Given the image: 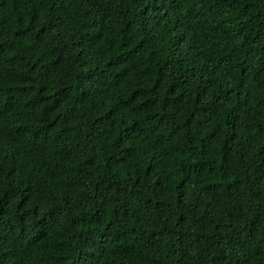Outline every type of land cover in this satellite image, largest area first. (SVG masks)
Listing matches in <instances>:
<instances>
[{
  "label": "trees",
  "instance_id": "trees-1",
  "mask_svg": "<svg viewBox=\"0 0 264 264\" xmlns=\"http://www.w3.org/2000/svg\"><path fill=\"white\" fill-rule=\"evenodd\" d=\"M0 264H264V0H0Z\"/></svg>",
  "mask_w": 264,
  "mask_h": 264
}]
</instances>
